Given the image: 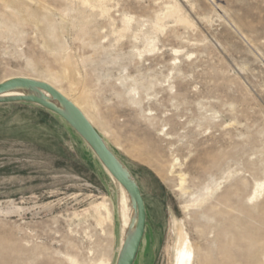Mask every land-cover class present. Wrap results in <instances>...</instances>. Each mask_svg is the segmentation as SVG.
<instances>
[{
    "label": "rangeland",
    "instance_id": "obj_1",
    "mask_svg": "<svg viewBox=\"0 0 264 264\" xmlns=\"http://www.w3.org/2000/svg\"><path fill=\"white\" fill-rule=\"evenodd\" d=\"M13 76L79 101L133 175V264H176L175 221L190 264L264 263V0H0V82ZM118 201L62 118L0 104V264H114Z\"/></svg>",
    "mask_w": 264,
    "mask_h": 264
},
{
    "label": "water",
    "instance_id": "obj_2",
    "mask_svg": "<svg viewBox=\"0 0 264 264\" xmlns=\"http://www.w3.org/2000/svg\"><path fill=\"white\" fill-rule=\"evenodd\" d=\"M13 89H23V93L4 95ZM11 102L35 103L62 118L87 143L111 177L123 187L131 201L134 219L123 236L114 264H133L145 234L146 210L141 190L131 172L108 147L101 133L81 109L51 84L25 76L1 81L0 104Z\"/></svg>",
    "mask_w": 264,
    "mask_h": 264
},
{
    "label": "bare ground",
    "instance_id": "obj_3",
    "mask_svg": "<svg viewBox=\"0 0 264 264\" xmlns=\"http://www.w3.org/2000/svg\"><path fill=\"white\" fill-rule=\"evenodd\" d=\"M67 57V56H66ZM14 77V76H13ZM28 77V76H25ZM11 78V77H9ZM6 78V79H9ZM28 78H33V77H28ZM5 79V80H6ZM33 79H37L40 80L39 78H33ZM4 81V80H3ZM41 81H44L41 80ZM49 84H51L53 87H55L57 90H59L61 93H63L67 98H69L71 101H73V103L79 107L81 109V111L85 114V116L87 117V119L91 122V124L93 125V121L86 115L84 109L79 105V101L77 102L76 100L72 99V97L70 95H68L66 92H64L61 88H59L58 86H55L53 83L49 82V81H45ZM83 92V90H82ZM23 93V89H13L11 91L6 92L4 95H10V94H20ZM84 94V93H83ZM83 97V96H82ZM82 97H80L82 99ZM79 98V100H81ZM84 98V97H83ZM78 100V99H77ZM90 100V99H89ZM82 101V100H81ZM80 101V102H81ZM84 102L86 100H83ZM82 103V102H81ZM94 126V125H93ZM102 135V134H101ZM134 157H138L136 155L133 154ZM106 170V169H105ZM107 171V170H106ZM109 174V173H108ZM110 175V174H109ZM111 176V175H110ZM113 179V177H111ZM113 181L116 183L117 187H118V191H119V201H118V215H119V219H120V224H121V231H122V236H125V233L130 229L133 219H134V210L132 208L131 205V201L129 199L128 194L126 193V191L123 189V187L117 183L114 179ZM208 194V192H207ZM236 193L234 192V195ZM251 197V196H250ZM250 199V198H249ZM251 201V200H250ZM102 204V203H101ZM251 204V203H248ZM103 205V204H102ZM247 205V204H245ZM235 206V205H234ZM100 208V207H99ZM210 209V208H209ZM234 211L236 210L237 212H239L240 210H238V208H232ZM255 209V208H254ZM230 210V209H229ZM231 213V212H230ZM234 214V213H233ZM224 216V215H223ZM232 223L231 225L233 227H235V223H237L239 221V217H232ZM174 225L176 228L179 227L180 230H178L177 232L180 231L179 233V237L178 239H176V244H174V251H175V258H176V264H190V259L192 257V251H193V247L191 245V242H189L188 238H187V234L183 231L182 229V225L179 224L177 221L174 222ZM230 225V226H231ZM229 226V227H230ZM220 229V228H219ZM174 230V229H173ZM175 232V231H174ZM219 233V232H218ZM227 229L224 230V235L226 236ZM230 235H233V232H229ZM202 234V233H201ZM221 234V232L219 233ZM217 234V235H219ZM178 235V234H177ZM228 236V235H227ZM200 237V236H199ZM223 237V236H222ZM226 238V237H225ZM224 238V240H226ZM233 238V237H232ZM227 241V240H226ZM122 242V241H121ZM207 242V241H206ZM213 244V242H211ZM207 257V256H206ZM237 257V256H236ZM262 257V256H261ZM71 258V257H70ZM73 259V260H72ZM72 264H78L77 261H75L76 259L72 258ZM203 264H208V260L207 258L203 261ZM210 263V262H209ZM96 264H104L103 261H99ZM233 264V263H232ZM264 264V263H263Z\"/></svg>",
    "mask_w": 264,
    "mask_h": 264
}]
</instances>
